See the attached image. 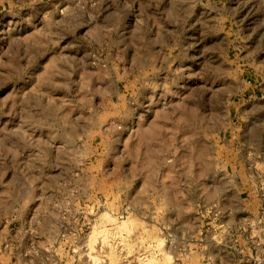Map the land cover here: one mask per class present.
Instances as JSON below:
<instances>
[{"label": "rangeland", "instance_id": "rangeland-1", "mask_svg": "<svg viewBox=\"0 0 264 264\" xmlns=\"http://www.w3.org/2000/svg\"><path fill=\"white\" fill-rule=\"evenodd\" d=\"M261 166L264 0H0V264H213Z\"/></svg>", "mask_w": 264, "mask_h": 264}, {"label": "crops", "instance_id": "crops-1", "mask_svg": "<svg viewBox=\"0 0 264 264\" xmlns=\"http://www.w3.org/2000/svg\"><path fill=\"white\" fill-rule=\"evenodd\" d=\"M260 169L258 178L253 179L250 189L246 190L247 198L252 200L249 207L233 209L225 207V201L220 204L226 216L220 229L225 231L214 240L218 248L213 253V264H240V260L264 264V166ZM224 235L229 237L235 252L225 254L219 247L226 238Z\"/></svg>", "mask_w": 264, "mask_h": 264}]
</instances>
